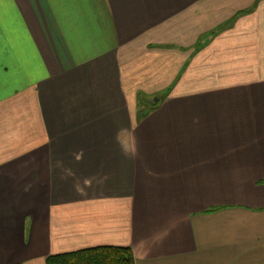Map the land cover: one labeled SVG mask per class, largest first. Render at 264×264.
I'll return each instance as SVG.
<instances>
[{
  "label": "crops",
  "instance_id": "obj_1",
  "mask_svg": "<svg viewBox=\"0 0 264 264\" xmlns=\"http://www.w3.org/2000/svg\"><path fill=\"white\" fill-rule=\"evenodd\" d=\"M102 247L264 264V0H0V264Z\"/></svg>",
  "mask_w": 264,
  "mask_h": 264
},
{
  "label": "trees",
  "instance_id": "obj_2",
  "mask_svg": "<svg viewBox=\"0 0 264 264\" xmlns=\"http://www.w3.org/2000/svg\"><path fill=\"white\" fill-rule=\"evenodd\" d=\"M45 264H134V259L128 248L102 247L52 255Z\"/></svg>",
  "mask_w": 264,
  "mask_h": 264
},
{
  "label": "rangeland",
  "instance_id": "obj_3",
  "mask_svg": "<svg viewBox=\"0 0 264 264\" xmlns=\"http://www.w3.org/2000/svg\"><path fill=\"white\" fill-rule=\"evenodd\" d=\"M157 99V97H155Z\"/></svg>",
  "mask_w": 264,
  "mask_h": 264
},
{
  "label": "water",
  "instance_id": "obj_4",
  "mask_svg": "<svg viewBox=\"0 0 264 264\" xmlns=\"http://www.w3.org/2000/svg\"><path fill=\"white\" fill-rule=\"evenodd\" d=\"M156 101V100H155Z\"/></svg>",
  "mask_w": 264,
  "mask_h": 264
}]
</instances>
